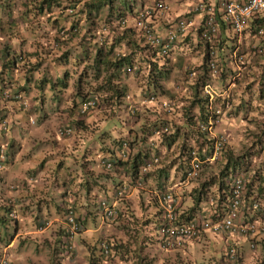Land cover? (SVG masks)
<instances>
[{
    "label": "trees",
    "instance_id": "trees-1",
    "mask_svg": "<svg viewBox=\"0 0 264 264\" xmlns=\"http://www.w3.org/2000/svg\"><path fill=\"white\" fill-rule=\"evenodd\" d=\"M53 1L54 0H39L35 3V6L38 11H43L45 6L50 8ZM4 5L6 4L2 5L3 9ZM68 5L72 6L74 5V2H69ZM143 5L144 0H86L83 5L78 8V11L85 14L88 18L98 14L102 7L107 6L108 9L106 11V15L100 19V22L106 26L119 25L123 28L122 20H124L127 16H134V10L141 8ZM262 19L263 17L254 19L251 24L252 27ZM220 23L222 27L225 26L222 19H220ZM75 25L76 24H72V27H75ZM125 27L126 28L123 29L124 33L119 36L118 39L115 40L114 37L113 40L109 42L107 49L108 52L114 49L115 43L117 41H120L126 37V34H129V26ZM227 39L228 37L225 35L220 37L219 44L222 45V42L226 41ZM133 40L136 39L127 38L126 43L131 44L132 42L134 44ZM207 45L208 44H206V50L203 54V61H201L200 64L201 70L193 79L190 77L184 79V74L177 77V74L179 73L177 71L174 86L178 84L181 89L176 94L177 103L175 102L176 105L174 103L175 106H172V109L169 113L163 115V110L160 107L151 109L148 106H141L139 109L140 111H137L134 114V121H138L143 116L147 115V117H143L144 121H141L140 124L137 123V125L135 124L130 129H127V133L125 135L123 134V136L119 137L116 136L115 138L113 137L111 140H109L105 138V134L99 131L97 128H95L93 132H90V129L92 128H90V126L94 123L95 126L96 124L99 125V120L94 119L96 121H93V119H90L87 114H80L77 112L79 104L73 102L70 108L76 109L78 117H74L68 123V125H71L70 127L73 126L74 129L76 128V131L79 130V134L81 135H76L75 139H73L68 144L71 145L73 149H76L78 141H86L90 138H96V144L99 145L98 149L110 154V158L113 159L115 163L114 165L116 167H120V165L126 167L124 171L127 172L130 181H134L139 177V166L145 160V158L149 156L151 151L165 152L167 154L168 161L162 162L160 167L149 171L147 174L158 173L159 175H163L164 179L169 177L170 169L176 163V170L178 171V174H181L182 172L180 173L179 170H183L188 166L189 161L193 156V150L198 153L201 159H204L206 156L210 155L213 152L214 138L207 130L201 129V124L207 121L208 115L206 106L208 103V94L203 91V86L206 83L212 81L213 78H217L219 79L220 83L222 82L223 84V88L221 89H225L230 82L231 77H229V74L237 73L238 68L234 65H230L226 70L222 67H219V72L212 73L208 62L210 55ZM143 47L145 48V45ZM0 52V91L4 88L8 90L17 88V91H22L20 89H27L25 84L19 87L16 86L15 83L17 81H14V83L11 79L13 70L17 68L21 62L19 58L21 53H18L15 50H10L6 45L2 46ZM102 53L103 52L101 48L97 49L93 63L86 65V68H90V72L84 68L83 71L78 75L76 81L77 96L80 99L84 98L86 95L96 97L98 99L99 108L102 111H107L110 109L114 112L115 106L124 109L128 105L125 99L127 87L126 85L121 84V66L124 63L135 60L136 51L131 49L129 52L113 55L110 57V59H107ZM69 54L70 51H67L65 52L64 56H61L63 58L59 57V59L67 60ZM149 54H151V57L149 58V61L146 62V83L148 88L152 91H163V81L172 71L170 68L169 57H161V55L158 54L156 50H152L150 48ZM44 56H46V53ZM35 65L36 63H26V66L29 70L32 67H35ZM100 65H102V67ZM101 72H103V74H101ZM261 73V77L258 79L256 86H254L255 83L252 81L247 85L243 84L238 88L233 87V93H230L228 98L230 107L231 105H233V107L232 110L228 109L226 111V117L228 118L232 114H236V112L241 110L243 112L241 119L243 122L242 127L246 128H244V131H247V135L249 136L250 140H248L245 145L243 144L239 149H236L234 148L235 146L231 144V141L226 138V141H224V144L219 149L215 159L212 161L203 160L201 162V168L198 172V175L194 177L197 181V186H194V192L189 195L193 201L191 204L186 205L184 198L181 199L178 204V208L183 205H186V207L183 208V210H177L179 213L178 214L176 212L178 222H185V220H189L194 216L201 215L200 213L196 212L199 210L202 211L204 206L198 203L202 201L205 196H208L209 193L210 195H213L215 200L214 205L211 207H214V209L217 211V206L221 207L222 202L227 200L226 194L230 190V185L234 177L238 175L242 177L243 184L247 188V194H251L254 196V198L260 200L264 207V68ZM68 75V72H64L58 77V82L63 87H67L69 84ZM87 78H89V80L92 79V81L98 82L94 85V88H99L97 91H82V82ZM181 79L184 81L183 85L180 83ZM230 96H232V98L235 96L234 100L230 101ZM14 98L17 100L18 96L13 92V94L8 95V99L2 101L0 107V121L4 120L7 115H12L14 109L17 108ZM214 104L223 105L221 97L217 96L214 99ZM93 111L95 114H97L95 110ZM176 111H179L177 114H181V116L178 121H173L171 119V115L176 113ZM143 112L145 114H143ZM159 113L162 114V116ZM45 114V111L41 110L40 114L36 118L37 122H40L41 119L44 118ZM152 114L155 115L154 119L150 118ZM26 116H28L27 113H25V117ZM96 117L97 116H95V118ZM251 125H256V127H252ZM162 126H167V130H163L159 134V140H156L155 144L151 146L148 140L150 135L157 129L162 128ZM64 138V141H66L67 137ZM121 138H126L130 142L129 150L126 151L128 152V156L124 160L119 158L118 142H120ZM11 140L13 139L11 138ZM9 143L14 144L13 141H10ZM96 144L91 142L90 146L88 145V148L93 150L95 149ZM2 145L4 144L0 140V147ZM5 147L6 157L0 158V163L2 166H8L9 163L13 162L16 157V153H13L12 150H9L6 144ZM171 149L174 152V155L172 154ZM15 150L16 149H14V152ZM74 153L75 151L71 152L72 156L76 157ZM254 160H257V165H254ZM41 164H43L42 160L39 166L29 169V175L26 180H28L29 177L34 178L37 173L36 171L41 166ZM62 164L63 160L59 159L56 161L55 166L59 168L62 166ZM83 164L84 163H80L81 166ZM56 173L58 172L56 171ZM56 173L53 174L56 175ZM85 175L86 176L84 177V180L81 182L78 181V183L84 188L83 195L86 199V207H84L85 213L82 214L81 209L77 211L78 215L76 216V221L79 227L81 229L88 227L86 224L88 223L89 217L94 220V225L96 226L101 219H103L105 223H109L111 226V228L107 229L101 236L94 238V240H92L93 242L84 241L80 253L84 252L87 253V255L89 253L87 264H132L131 261L133 260L136 262V264H205L202 261L195 262L187 259L184 260L178 251H175L176 256H174V253L173 255L169 254L168 252L163 253L162 249L148 246V243L145 241V239L150 240L151 238H155L157 236L156 231L155 233L149 234L145 232V228H147L146 226L149 222L148 217H150V215H146L144 217V213L151 211L152 207L150 206L154 205V202H156V198L152 195L149 197L150 199H148L146 203L144 200H142V202H144L143 212L138 218L134 216L135 214L131 209L133 201L131 202L129 196L120 200L123 211L117 212L110 216H99L98 212L92 209V206L88 201V195H91V189L98 188L100 189L99 191L106 195V197H112V195H114V189L113 187L109 188L107 180L108 178H113L114 176L108 172L106 175L100 176V178L96 180L95 176L92 174H87L85 172ZM59 176L60 175L58 173L55 178L53 177V181H46V185L52 186L53 184L57 183L58 187L59 184L63 185L64 181H60ZM160 183H163V179H160ZM64 186H66V184H64ZM50 189L51 187L48 189L49 192L51 191ZM52 190L56 191L55 187L52 188ZM80 191L81 190H71V193L77 198V193H80ZM68 192L69 191L66 189L60 190L62 196ZM61 200L66 202L64 197L61 198ZM35 201H37L38 205L36 218H39L36 220V222L37 224H41L43 223V219L40 218L41 206L39 204L42 203L40 199H35ZM91 201L95 204L93 195ZM249 202V199H246L242 206L244 207L245 214H248L249 218L252 219L253 211H249V209H251ZM76 203L77 200H75L74 204ZM0 206V227L5 228L4 235L1 238L5 239L2 241V243L7 244L13 238L16 228L15 231L11 228V222L8 221L6 214V212L12 207L9 206L10 208H8V206L5 204H0ZM78 206L79 205L75 206V209ZM45 207L48 206L46 205ZM28 208L30 207L28 206ZM258 211L260 210L255 209V212ZM206 212L201 213L203 214ZM61 216H63V214ZM142 217L143 219H141ZM97 219L98 222L96 223ZM139 219H141L140 223H138ZM9 228H11V231H8ZM144 232L146 235H143ZM32 236L33 235H27L25 237L32 239ZM64 240H68V237L67 231L65 232L63 230V232L57 235V238L47 241V245L52 250L53 259L51 264H61V260L59 259L61 258L62 251L68 248ZM103 240L110 247V254L108 255L103 254V249L100 246V242ZM80 241L83 242V240ZM258 242L259 245L264 248V240H260ZM257 244L258 243H256V245ZM262 258L263 259L259 264H264V249ZM238 260H241V254L238 255Z\"/></svg>",
    "mask_w": 264,
    "mask_h": 264
},
{
    "label": "rangeland",
    "instance_id": "rangeland-1",
    "mask_svg": "<svg viewBox=\"0 0 264 264\" xmlns=\"http://www.w3.org/2000/svg\"><path fill=\"white\" fill-rule=\"evenodd\" d=\"M39 0H0V49L3 45H6L10 50H15L18 53H21L23 55L22 61L19 63L17 68H15L12 72L11 79L13 82L17 81L15 83L16 86H21L25 84L27 86V89H20L24 94L23 97L27 100V104L25 105L24 109L20 106L18 102H16L17 110L19 114L25 113H31L33 116V119L38 117L41 110H44L45 113H49L50 117L51 115H59V122L63 123L65 118H69V121H71L74 117H78L76 113V109H71V104L73 102L78 103L80 98L77 96V89H76V81L78 75L83 71L84 68H86V65H90L93 63L94 56L96 54L97 49H102V54L107 58L110 59L111 56H113L116 51H121L122 53L129 52L131 47H134V44L136 48H139V51L142 49L139 42H137V39L141 42V40L138 38L139 36L136 35L135 30H132V32H129V34H126V37L121 39L120 41H117L115 43V47L112 51L108 52V45L109 42L113 40L115 37V40L118 39L119 36H121L124 33V26L123 28L119 25L115 26H108L107 29H103L104 24L100 22V19H102L106 15L107 6L102 7L99 10V13L94 15L93 17H88L80 13L78 11V8L83 5V3L86 0H54L51 4V7L48 8L47 6L44 7L43 11H38V9L35 6V3ZM190 0H168L169 4L172 6L176 3L185 2ZM74 2L75 10L74 12H69L68 9H66L68 6V3ZM153 2V0H144V4H148ZM4 5V9L2 8V5ZM59 4V5H58ZM181 4V3H180ZM186 4V2H185ZM138 7V6H137ZM136 7V8H137ZM200 16V15H199ZM131 19V18H130ZM128 23H130V20L128 19ZM72 24H76L75 26L78 27V30L67 37L63 38L61 37V31L64 29H67L71 27ZM194 44L197 43L198 37L197 36H190ZM135 38L136 40H133L134 44L131 42V44L126 43V39ZM222 45H219V58L222 63V68L227 69L230 65H234L237 68L240 69V74L238 75L239 78L234 80L232 85H229L226 90V92L233 93V87L238 88L241 85L245 84L247 85L249 82L254 81L255 85H257L258 79H260V75L262 74V70L264 68V52L255 55L252 52V46L254 42V38L252 36L251 39L247 43H244L241 37V40L239 42V49L242 53L245 55L244 62H237L235 61L234 57L232 56V49H231V41L225 42ZM142 43V42H141ZM128 44V45H127ZM199 51H195L197 48L192 49L183 47L182 49H174V51H178L179 54L176 56V60L173 59V50L170 53L169 63L172 68V71L167 76V78L163 81V91H160L159 95L162 99H171L174 102L177 103V91L174 90V84L176 79V74L178 69H180L177 74V77L181 76L182 74H186V69H192L198 73L201 70L200 64H201V54L203 45L200 43ZM82 47V51L79 52V47ZM70 51V54L68 55V59H59L62 55L64 56L65 52ZM139 51H137V56L142 57L143 60L138 59L140 63V67L137 71L129 73V74H121V84L126 85L128 95L125 97L127 103H134L137 104L139 107V102L143 103L141 106L145 107V103L142 101V97L144 95L142 87L145 85V78H146V72L147 67L144 65L146 62L147 57L145 55H138ZM1 53V52H0ZM42 54L46 53V56H42ZM252 56V58H251ZM39 57H42L39 59ZM175 57V56H174ZM63 58V57H61ZM179 59V60H178ZM142 61V63L140 62ZM177 61V62H176ZM36 63L35 67H32L30 70L26 66V63ZM0 63H1V54H0ZM25 63V64H24ZM45 63V64H44ZM102 67V65H100ZM254 66L255 68H253ZM105 67V65H104ZM103 67V68H104ZM88 72H90V68H86ZM31 71V73H30ZM103 71V70H102ZM248 71V72H247ZM64 72H68V86L63 87L58 82L59 75H62ZM103 74V72H101ZM88 81V82H87ZM98 83L96 81L89 80L87 78L86 80H83L82 91L86 90H95L98 89L94 88V85ZM212 90L215 92H222V82L220 83L219 79L213 78L212 81H210ZM42 84V86H41ZM49 86L47 89L46 86ZM38 89V90H37ZM220 90V91H219ZM221 98L223 96H220ZM234 97L230 96L231 100H234ZM140 99V100H139ZM57 100V101H56ZM264 100V98H263ZM55 101L54 109H52V103ZM0 107H1V101H0ZM35 107H39L35 109ZM58 107V108H56ZM61 107V108H59ZM149 108L155 109L153 105H148ZM233 105L229 107L232 110ZM96 111V110H95ZM97 114L92 110L88 112L87 116L93 121H96L94 119L99 120L100 125H96L95 123L90 126V132H93L95 128H97L99 131L103 132L105 134V138L111 140L115 134H123L126 132V128L133 127L137 123H141L143 120V117H147V115L143 116L140 120L134 121L133 118H127L128 114L126 111H122L120 109V114L123 117H126L124 119H121L119 115L117 116V113L119 111V107H114V112L110 109L107 111L97 110ZM179 111H176V113L171 115V119L173 121H178L181 114H177ZM152 113V112H151ZM143 114H145L143 112ZM160 114V113H159ZM242 114L243 112L240 110L239 112H236V114H232L230 117L225 118V126H216L215 131H218L219 129L223 128L231 133V144L235 146L234 148H240L242 145L250 140L249 136L247 135V131H244V128L242 127ZM100 115V118H95V116ZM162 116V114H160ZM159 117V115H158ZM45 118V117H44ZM104 120H101L103 119ZM151 119L155 118V115H151ZM11 119V114L8 115L7 120H9V123ZM146 121V120H145ZM135 122V123H134ZM37 123V120L36 122ZM57 123V124H58ZM134 123V124H133ZM133 124V125H132ZM246 125V124H245ZM52 126V125H51ZM54 126V125H53ZM50 127V132L54 131L55 127ZM121 127V130H117V127ZM252 127H256V125H251ZM36 127H39L36 125ZM135 129V128H134ZM246 129V128H245ZM224 131V132H227ZM11 130L7 133H0V140L2 142H5V140L9 139L11 136ZM80 132L79 130L76 131L73 134V139H75V136L78 135ZM72 136V135H71ZM69 136L68 138H70ZM53 137H56L55 133L53 134ZM67 138V139H68ZM17 139V138H16ZM55 142L60 143L65 140L63 137H58L57 139L53 138ZM89 139V138H88ZM96 139V138H95ZM94 138H90L86 141H78L76 149H73L75 151L74 156H72V159L75 163H77V160H81V157L79 159L78 156H81L88 150V145L90 146L91 142L97 143V140ZM21 143V140H20ZM97 145V144H96ZM28 146L26 141H24L23 144L19 145V148L21 149V152L16 154V170H14V167L10 171V177H16L14 174L18 172H22L24 175H27V171H29L30 168L37 167L40 165L41 160L44 162V168L46 169L45 172L40 174L38 178V183L42 182L44 175L46 177L53 176L54 178L57 176L56 173L57 167L54 166L52 163L49 164V161H46L45 155L50 153L47 150H43L40 154L38 153H26L25 148ZM46 146V145H45ZM99 146V145H98ZM176 147V146H175ZM79 148V149H78ZM104 149V148H103ZM172 154L174 155V152L171 149ZM24 156V157H22ZM29 156V157H28ZM71 156V155H69ZM25 158H28L27 160ZM168 161L167 154L164 153L162 162ZM257 160H254V165H257ZM80 162V161H79ZM161 162V163H162ZM177 165V164H176ZM67 172L69 169V166H65ZM56 169V171H55ZM117 171L123 170V167L121 168L116 167ZM177 169V167H176ZM52 170V171H51ZM175 170V167H174ZM99 173H101V169L99 168ZM112 175V174H111ZM60 177V176H59ZM61 177L59 180L61 181ZM79 180V179H78ZM82 180V178L80 179ZM12 181V180H10ZM195 183L197 182L196 179L193 180ZM10 182L9 184H11ZM21 183V181H20ZM20 185V184H19ZM144 186V185H143ZM132 188V210L135 214V217L141 216L143 212V206L145 201V193L148 192V185H145L143 188ZM148 186V187H147ZM21 188V186H20ZM18 189L15 193L22 197V194L20 191L21 189ZM96 199V196L93 197ZM33 199V198H32ZM36 199V197H34ZM33 199V200H34ZM131 201V202H132ZM1 202V201H0ZM142 202V203H141ZM36 203V202H35ZM124 207V206H123ZM81 207H76V211L80 210ZM123 211V208L121 209ZM29 211H25L24 214H28ZM23 213L20 214V218L23 221L25 219ZM24 216V218H23ZM143 219V217L141 218ZM138 220V223H140V220ZM146 219V218H145ZM98 222V219L96 223ZM29 224H32V220H29L27 224H23L19 232L15 233L14 238H12L11 242L7 245L8 253L11 258L16 259V264H51L52 263V250L49 248V246L46 245L44 242L45 235H48L49 233L52 234L54 232V229H51L48 232L44 233H35V234H28L31 230V226ZM94 220L89 217L88 223L86 224L89 226V229L87 230V233H92L94 236H99V231L96 229V225H94ZM108 224V223H107ZM57 226L55 225L54 228ZM12 228V227H11ZM11 228L8 229V231H11ZM107 229L111 228L110 225L106 226ZM104 229L103 226L101 227V230ZM106 229V230H107ZM49 234V235H50ZM27 235H33L32 239H28L25 236ZM37 238V239H34ZM222 237L219 236H213L211 235L208 237L207 235L199 242L191 243L189 244L185 249H180L178 251L181 254L182 259L184 260H192V261H202L203 263L207 264H259L260 258L262 257L260 253H258V250L255 251V249L252 251L249 247V242H245L242 240L243 249H244V255L243 259L236 260V261H228L222 259V248L224 247V243H221ZM13 242V245L11 246V243ZM1 252V251H0ZM172 255L174 253V256H176V252L171 251ZM63 261H65L68 264L69 257L68 256H62ZM132 264H136V262L133 260L131 261Z\"/></svg>",
    "mask_w": 264,
    "mask_h": 264
},
{
    "label": "built area",
    "instance_id": "built-area-1",
    "mask_svg": "<svg viewBox=\"0 0 264 264\" xmlns=\"http://www.w3.org/2000/svg\"><path fill=\"white\" fill-rule=\"evenodd\" d=\"M218 6L220 7L221 18L225 24V27L234 35L237 39L240 37L244 27L247 25L249 19L254 16L259 10L264 7V0H218ZM71 10V9H70ZM169 10V5L165 0H156L150 5H146L137 11V14L133 17L132 27L135 28L138 36L142 39V43L145 44L147 55H149V48L156 50L158 54L165 57L169 54L170 49L173 47V43L179 34L184 33L190 26L199 27L198 31L204 41L209 42V67L211 72H218V62L216 57V48L213 43H217L220 36V26L217 19L215 5L208 0H193L192 10L196 12H202L204 17L196 25V22L187 15L177 16L174 20L170 19V26L162 33L155 32L153 28V20L159 16H165ZM123 22V21H122ZM125 22V20H124ZM106 29V27H104ZM77 31L76 27H70L61 31V37H66L71 33ZM258 37H264V22L258 24L256 31ZM240 42V39L237 40ZM264 51V45H254L253 54H260ZM119 52L117 51L116 54ZM233 57L237 62H244L245 55L239 50V44L232 51ZM139 64L134 61L131 63H125L121 66L123 73H130L136 70ZM193 71H189L188 75H193ZM204 91L208 93V103L206 104L208 115L207 121L201 124L202 130H207L214 138L213 152L201 159L196 152L193 151V156L189 161L186 168L185 178L186 181L191 177L198 174L201 168V162L203 160H213L216 158L219 149L226 141L225 133H217L214 127L221 123L222 117L225 111L228 110L229 102L227 99H222L223 105L214 104V99L217 96H223V92H215L212 90L209 83L204 85ZM5 95H8L6 90L3 91ZM226 96V95H225ZM143 101L152 104H159L164 110L169 111L171 109L170 100H158V96L155 92L149 91L143 97ZM97 101L94 97L88 96L84 99L80 106V111L83 112L91 107H95ZM57 133L59 135H69L72 133V127L60 125L57 127ZM167 130V126H162L160 131ZM150 145L155 144V140L149 141ZM128 142L124 141L119 149V156L121 158L126 157L128 151ZM161 155L156 151H151L149 156L139 166V177L136 179L134 186H141V177L144 173L149 171L160 163ZM100 165L109 170L113 167V162L108 159H101ZM245 185L243 184L242 177L240 175L234 177L230 190L227 192V200L222 202L220 209L217 207V211L212 209L211 211L206 208L203 209L204 215L194 216L185 222H178L176 216V201L169 190H163L158 192L159 202L162 206V220L158 223L159 244L164 250L176 249L184 246L187 242L199 238L207 230L214 232L229 231L233 234L246 236L248 234H254L258 231L259 226L254 220H245L242 217V204L245 202ZM125 189V185L116 189V195L121 196ZM210 203L214 204V197H209ZM227 206H226V205ZM255 208L258 206V201L254 199L250 205ZM101 207L103 213L110 216L116 212L115 203L108 204L106 200H101ZM68 222L70 223V234L76 230L75 214L72 208H68ZM264 231V224L261 226ZM253 245V244H251ZM71 248L72 245L70 244ZM101 248L104 253L109 252L108 244L105 241L101 242ZM237 248L232 245L226 250V255L229 258L236 256ZM2 264H6L3 260Z\"/></svg>",
    "mask_w": 264,
    "mask_h": 264
},
{
    "label": "clouds",
    "instance_id": "clouds-1",
    "mask_svg": "<svg viewBox=\"0 0 264 264\" xmlns=\"http://www.w3.org/2000/svg\"><path fill=\"white\" fill-rule=\"evenodd\" d=\"M154 1H156V0H153V2ZM165 1H167V3H168V5H169V10L171 9V5L169 4V2H168V0H165ZM210 3H212L213 5H215V8H216V14H217V19H218V22H219V26H220V36H219V38H218V41H217V43H213V46L216 48V57H217V62H218V72H219V67H222V63H221V61H220V58H219V50H220V48H219V42H220V37H222L223 36V34H225V36H227L228 37V39L225 41V42H227L228 43V41H231V49H232V51H233V49L236 47V44L238 43L239 44V42L237 41L238 39H240L241 40V35H240V37L237 39L234 35H232L231 33H230V31L227 29V34L224 32V28H225V26L224 27H222V25H221V23H220V19H222L221 18V13H222V11L220 10V7L218 6V0H208ZM153 2H151V3H148V4H144L141 8H143L144 6H146V5H150V4H152ZM189 5L190 6H188L187 7V9L185 10V11H183V12H181V13H179V15L178 16H182V15H187V16H189V17H191L195 22H196V25H199V23L201 22V20L203 19V17H204V15H203V13L202 12H196V11H194V10H192V3H193V0H190L189 1ZM141 8H138V9H136V10H134L135 11V14H134V16L137 14V11L139 10V9H141ZM66 9H68V11L69 12H74V10H75V7H74V5H70V6H68ZM71 9V10H70ZM169 10H168V12L167 13H169ZM262 10V9H261ZM261 10H259L254 16H252L250 19H249V21H248V23H247V25L244 27V29L247 27L249 30H250V33L251 34H253V38H255V36L256 37H258L257 35H256V33H255V31H256V28H257V26H258V24H260L261 22H264V17H263V19L261 20V21H259L255 26H253L252 27V25H250V22H253V20L254 19H259L260 18V16H258V13H260L261 12ZM167 13L165 14V16H167ZM196 13H200L201 14V19H197V20H195L192 16H193V14H196ZM220 14V15H219ZM133 15H130V16H127L124 20H125V22H124V20H122L123 22H122V24H123V26H124V28H125V26H129V29H128V31L129 32H132V30H135V28L134 27H132L131 25H132V22H133V17H134ZM160 18L161 17H164V16H159ZM131 18V19H130ZM157 18V17H156ZM155 18V19H156ZM174 18L176 19L177 17H173V18H171L172 20H174ZM262 18V17H261ZM128 19L130 20V23H128ZM224 23V22H223ZM250 25V26H249ZM169 26H170V23H169ZM71 27H72V25H71ZM74 27V26H73ZM76 28H77V30H78V27L77 26H75ZM104 27H106V29L108 28V26H106V25H104L103 26V29L105 30V28ZM200 27V26H199ZM199 27H193V26H190L189 27V29H187V31H185L184 33H182V34H179L178 35V37L176 38V40L174 41V43H173V47L170 49V51H169V54L167 55V56H165V57H169L170 56V53H171V51L173 50L174 51V49H177V45H179V43H181V42H179V40L180 39H182V37L184 36V35H186V34H188L189 33V31L190 30H193L194 31V37L195 36H197L198 37V40H197V43L196 44H194V42L192 41L191 43H189V42H187V41H185L184 42V44H181L180 46H179V48L180 49H182L183 47H185V48H192V49H194V48H197L195 51H199V47H200V44H199V42L200 43H202V45H203V49H202V54H201V61H203V54H204V52H205V50H206V44H208L207 45V49H209V46L211 45L209 42H207V41H204L203 39H202V37L200 36V33H199ZM70 28V27H69ZM153 28H154V26H153ZM244 29H243V31H244ZM242 31V32H243ZM76 32V31H75ZM156 32V31H155ZM135 33H136V35H138L137 34V32H136V30H135ZM157 33H159V32H157ZM72 34V33H71ZM242 34V33H241ZM70 35V34H69ZM67 37V36H66ZM190 37V36H189ZM230 37V38H229ZM63 38H65V37H63ZM140 40H141V42H142V39L140 38V37H138ZM260 38V37H259ZM262 39L264 38V37H261ZM185 39V38H184ZM188 39V37L186 38V40ZM137 42H139V44H140V46L142 47V51H141V53H139L138 55H145L146 57H147V59H146V62H148L149 61V58L151 57V54H149V55H147L146 53H147V51L148 50H146V45L145 44H143V43H141L138 39H137ZM222 43H224V42H222ZM145 45V48L143 47ZM254 45H257V44H252L251 46H252V49H253V46ZM260 45H264V43L262 44V43H260ZM131 48H133V50L134 51H136V57H135V60H133V61H131V62H134V61H136L138 64H139V67H140V63H139V61H138V59H140V60H143V58L142 57H138L137 56V51H139V49H140V47L139 48H136V46H135V44H134V47H131ZM179 49V50H180ZM240 50V49H239ZM209 51V50H208ZM117 52V51H116ZM119 53L118 54H114V55H119V54H121L122 52L121 51H118ZM264 52V51H263ZM262 52V53H263ZM261 54V53H260ZM256 56L257 55H259V54H255ZM22 56V57H21ZM232 56H233V54H232ZM162 57V56H161ZM19 58H20V61H22V59H23V55L21 54L20 56H19ZM170 58V57H169ZM131 62H128V63H131ZM141 63H142V61H140ZM146 62L144 63V65L146 66ZM125 64V63H124ZM139 67L136 69V70H134L133 72H135V71H137L138 69H139ZM147 67V66H146ZM201 67V66H200ZM170 68H171V66H170ZM172 69V68H171ZM186 74H185V77H184V79L185 78H191V79H193L196 75H197V73H196V71H194V70H190V69H186ZM189 71H193L194 72V74L193 75H188V73H189ZM240 69L238 68V72L237 73H230L229 74V77H231L230 78V82H229V84H228V86L229 85H232V83L234 82V80H236V79H238L239 78V74H240ZM200 72V71H199ZM122 74H124L125 75V73H123V72H121ZM130 73H132V72H130ZM126 74H129V73H126ZM180 83L183 85V83H184V81H183V79H181V81H180ZM210 85H211V83L210 82H208ZM207 84V83H206ZM228 86L225 88V89H227L228 88ZM212 88V87H211ZM181 89V87L178 85V84H176L175 86H174V90L175 91H179ZM225 89H223V90H221L222 92H223V97L221 98V99H224V98H226L227 100H228V98H229V95H230V93L229 92H226V90ZM4 90H6L7 92H8V95L9 94H13V92L15 93V94H17V96H18V99L16 100L15 98H14V100L16 101V102H18L19 104H20V106L24 109V107H25V105L27 104V100L23 97V95L22 94H24L22 91H17V88H13V89H11V90H8V89H2L1 91H0V101H1V103H2V101L3 100H6V99H8V95H5L4 94ZM142 90H143V93H144V95H143V97L145 96V94L147 93V92H149V91H152V90H150L149 88H148V85H147V83H146V78H145V85L142 87ZM203 91H204V86H203ZM220 91V90H219ZM153 92H155V91H153ZM205 92V91H204ZM156 93V95L158 96V100L159 101H161V100H170V102H171V109H172V106H175L176 105V103L173 101V100H171V99H162V98H160V95H159V93H160V91H157V92H155ZM206 93V92H205ZM208 94V93H207ZM128 95V92H127V94H126V96ZM226 95V96H225ZM88 96H91V95H86L84 98H81L80 100H79V102H78V111L77 112H79L80 114H88V112H90V111H92V110H96V112H98L97 110H101L100 108H99V105H98V99L96 98V97H94L95 99H96V101H97V104H96V106L95 107H91V108H89V109H87V110H85V111H83V112H81L80 111V106H81V103H82V101L84 100V99H86V97H88ZM125 96V97H126ZM91 97H93V96H91ZM143 97H142V101H143ZM220 97V96H219ZM140 100V99H139ZM100 102V101H99ZM145 104V106H148V105H153L154 106V108L156 109L157 107H160L162 110H163V115H165L166 113H169L170 112V110L169 111H166V110H164L159 104H152V103H147V102H145V101H143ZM228 102H229V100H228ZM174 103H175V105H174ZM143 103H141V102H139V105H140V107L137 105V104H134V103H128V105L124 108V109H122V111H126L127 112V114H128V117L127 118H133L134 119V117H135V112H137V111H140L139 109L141 108V105H142ZM224 106V105H223ZM229 107H230V103H229ZM227 108V109H230V108ZM16 109V108H15ZM14 109V110H15ZM120 109L121 108H119V111H118V113H117V116L119 115V117H121V119H124V118H126V117H123L121 114H120ZM227 111V110H226ZM226 111H225V114L223 115V117H222V120H221V123L220 124H218V125H216V126H222V125H224L225 126V118H226ZM27 114H30V113H27ZM12 116L13 115H11V119L10 120H12V121H10V123H9V120H7V117H8V115L6 116V118L4 119V120H1L0 121V133H7V132H9L10 130L12 131L11 132V137L9 138V139H7V140H5V142H2L4 145H2L1 147H0V158H4V157H6V147H5V144L7 145V147H8V149L9 150H12L13 151V153H16L17 152V148H19V145L20 144H22V140H23V136H24V133H25V128H27L26 126H24V125H21V128H19L18 129V132H19V134H17L16 133V131H15V129H14V125H13V119H12ZM98 118H100V115H98L97 116ZM126 118V119H127ZM102 120V119H101ZM103 120H104V118H103ZM125 120V119H124ZM35 122H36V118H35V120L33 119V116H32V114L31 115H28V117H27V120H26V123H27V125H33V124H35ZM70 122V121H69ZM69 122H63V123H58V124H55V129H54V133H55V135H56V137L58 138V137H69V136H71L72 138H73V134H74V132H75V129H74V127L72 126V133L71 134H69V135H59L58 133H57V127L58 126H60V125H65V126H71V125H68V123ZM135 123V122H134ZM133 123V124H134ZM132 124V125H133ZM97 125V124H96ZM100 125V124H99ZM131 126V125H130ZM130 126L129 127H127L126 128V132L125 133H123L124 135L127 133V129H130ZM215 126V127H216ZM215 127H214V130H215ZM122 129V126L120 127H117V130H121ZM160 129L161 128H159V129H157L155 132H153L151 135H150V137H149V141L151 140V139H153V140H159V134L161 133V131H160ZM123 130V129H122ZM225 131V129H223V128H221V129H219L218 131H215V132H217V133H225L226 134V136H227V138L231 141V133L229 132V131H227V132H224ZM14 132V135H12V133ZM53 133V134H54ZM123 134L121 135H119V134H115L114 135V138L116 137V136H123ZM17 135H19L20 137L19 138H17L16 136ZM70 137V138H71ZM11 138L13 139V140H11ZM17 138V139H16ZM20 140H21V143H20ZM10 141H13V143L14 144H12V143H9ZM124 141H127L128 142V149L127 150H129V146H130V142H129V140H127L126 138L124 139H122L121 138V140H120V142H118V146H119V149L121 148V146H122V143L124 142ZM24 143V142H23ZM10 144H11V146H10ZM14 149H16L15 150V152H14ZM96 149H98V145H96ZM99 150V149H98ZM99 151H101V150H99ZM194 151V150H193ZM88 152H89V154H92L93 153V150L92 149H90V148H88V150H86V152L83 154V155H81V156H77V158L76 159H79V157H81V160H77L78 162H77V165H78V167L79 166H81L80 165V163H84L86 166H87V169H91V167L89 166V164H91V163H94L95 162V160H92V159H89V158H86L85 159V157H88ZM194 152H196V151H194ZM127 153V152H126ZM160 155H161V159H160V163L158 164V165H156L155 167H153V168H151L149 171H152V170H155V168H158V167H160L161 166V162H162V158H163V155H164V153L165 152H163V151H160V152H158ZM196 154L198 155V153L196 152ZM87 155V156H86ZM127 156L128 155H126V157H124V158H121L120 156H119V158L121 159V160H124V159H126L127 158ZM199 156V155H198ZM111 156H110V154H108V153H106V152H104V151H102L101 152V155H100V157H99V159H98V161L96 162L97 163V165L99 166L98 167V169L100 168L102 171H101V173H102V175H100V176H104V175H106V173H111L115 178H111V179H108L107 181H108V184L110 183V187L109 188H112L113 187V189H114V191H113V193H114V195H112V197H106V195L104 194V193H102L101 191H99L98 189H91V195H88V201H89V203L91 204V206H92V209H94V210H96L97 212H98V214H99V216H108V215H106V214H104L103 213V209H102V207H101V200H106L107 202H108V204H112V203H115V206H116V212L115 213H117V212H121L122 210V204H120V200L122 199V198H125V197H128V195L129 194H131V192L133 193V191H132V188L134 187L135 189L136 188H139V187H142L143 185V188L145 187V185H148L147 187H148V195H149V197L152 195V196H154L155 198H156V202H154V205H152V206H150V207H152L151 208V215H150V217H148V219H149V222L147 223V228H145L146 230H145V232L146 233H155V231L157 232V236L155 237V238H152V239H145V241L148 243V246H150V247H153V248H158V249H162V252L164 253H166V252H170V253H172L171 251H180V249H185L189 244H191V243H196V242H199V241H201L202 239H204V237L207 235L208 237H210L211 235H213V236H219V237H222V239H221V243H224V247L222 248V259H224V260H228V261H236V260H238V255L239 254H241V259H243V255H244V249H243V244L241 243L242 242V240L243 241H245V242H249V247H250V250H254L255 249V251L256 250H258V253H260L261 254V256L263 257V249L264 248H262L260 245H259V242L258 241H260V240H264V231L261 229V226L264 224V207H263V203L260 201V200H258V199H256V198H254V196L253 195H251V194H247V188L246 187H244L245 188V201H246V199H249V204L251 205V203H252V201L254 200V199H256L257 201H258V206L257 207H255V208H253V207H250L251 209H249V211L250 210H252L253 212V218L251 219V218H249V216H248V214H245V210H244V207L242 206V217H243V219H245V220H254L257 224H258V226H259V229H258V231L256 232V233H254V234H248V235H246V236H243V235H237V234H233V233H231V232H229V231H220V232H214V231H211V230H207L206 232H204L199 238H197V239H195V240H192V241H189V242H187L184 246H182V247H180V248H176V249H171V250H164L161 246H160V244H159V234H158V231H157V229H158V223L160 222V220H162V206H161V204H160V202H159V198H158V192H160V191H163V190H169L171 193H172V195H173V197H174V199H175V201H176V207H175V211L178 213V209H179V211H180V208L181 207H184V206H181V207H179L178 208V204H179V202L181 201V199L182 198H184V197H188V198H191V197H189V196H187L184 192L183 193H181L180 191L179 192H175L176 190L174 189V188H171V187H169V185L170 184H178V186H183V185H189V184H191V183H193L194 181V177H196V176H194V177H191L190 179H188L187 181H186V178H185V174H186V168L188 167H186L185 169H180L179 170V172L181 173V174H178V171L176 170V167H177V163L175 164V165H173L172 167H171V169H170V174H169V177L167 178V179H164V177H163V175H159L158 173H157V177H158V182H155L154 184H152V182L150 181V182H148V180H149V178L151 177V176H153V175H155V173H151V174H147L149 171H147L146 173H144L143 175H142V177H141V180L143 181L142 182V185L141 186H134L135 185V182H136V180H134V181H130V179H129V177H128V174H127V172L126 171H124L125 170V168L126 167H124V166H122L123 167V170L119 173L115 168H116V166L114 165L115 163H114V161H113V159L112 158H110ZM101 159H108V160H110V161H112L113 162V167L111 168V169H109V170H107V169H105V168H103L101 165H100V160ZM80 161V162H79ZM208 161H212V160H208ZM14 162V161H13ZM12 163V162H11ZM11 163H9V165L11 164ZM74 163V162H73ZM95 163V164H96ZM83 164V165H84ZM4 167H6V166H2V164L0 163V204H5L6 206H8V208H10L9 206H11L12 208L11 209H9L7 212H6V214H7V218H8V221H10L11 223V227H12V229H14V231H15V228H16V231H15V233H20L19 231L20 230H22L21 229V227H22V225L23 224H21L23 221H21V218H20V214L21 213H23L24 214V212L26 211V207H28L27 205H23V204H20L19 202V195L18 194H16L15 192L19 189V187H18V185H17V183H15V182H12L11 184H7L6 185V182H2V180H4V178H5V176H4V174H3V172H2V169L4 168ZM57 167V166H56ZM174 167H175V170H174ZM118 168H121V165H120V167H118ZM58 169L59 168H57V171H58ZM139 169H140V167H139ZM92 170V169H91ZM55 171H56V169H55ZM29 172V171H28ZM28 172H27V175H25V178L27 179V177H28ZM184 172V173H183ZM121 173H123V175H121ZM147 174V175H146ZM181 175H182V178H181ZM60 178V177H59ZM61 180L62 181H64L65 180V178H63L62 176H61ZM176 178V179H175ZM29 179H31L30 177L28 178V180ZM160 179H163V183H160ZM111 181V182H110ZM61 183V182H60ZM2 185L3 186H5V188L4 189H2ZM125 185V189H124V191H123V194L121 195V196H117L116 195V189L117 188H119V187H122V186H124ZM93 186V185H92ZM195 186H197V184L195 185ZM51 190V189H50ZM64 190V189H63ZM93 190V191H92ZM4 191V192H3ZM2 192H3V194H2ZM43 193V192H42ZM51 193H52V190L49 192V190H46L45 192H44V196H41V197H38L37 198V200H42V198H44V197H51ZM61 194V193H60ZM92 195H93V197H95L96 196V199H94L93 198V200L95 201V204L91 201V198H92ZM211 195H210V193L208 194V196H205V198L202 200V201H200L198 204H202L203 206H204V208H206V209H208V211L210 210H212V209H214V207L212 208L211 206H213L214 204H212V203H210V201H209V197H210ZM213 196V195H212ZM148 199H150V198H147V200ZM35 200V199H34ZM184 200H185V198H184ZM192 199H191V203H192ZM36 203H37V201H35ZM85 204H86V201L84 202L83 201V199H81V200H79V199H77V203L76 204H74V202H73V200H67V202H63L61 199H55V205H57V206H59L61 209H57V211H56V213H59L60 214V216H59V219L61 220V221H59V220H57V222H55V220L53 221V222H51V218H46V219H43V223H41V224H37V222H36V220H38V218H36V214L33 216V219H32V223H33V226H32V224H29L30 226H31V230L30 231H28L29 233L28 234H35V233H44V232H48L49 230H50V227H51V229H53V227H55V225L57 226L56 228H54V232H55V234L56 235H59V233H61V232H63V230L66 232L67 231V237H68V240H64V242L67 244V249L65 250H63L62 251V255H61V258L59 259V260H61L60 262H61V264H67L65 261H63V258H62V256H68L69 257V260H68V264H70V262L73 260V259H75V257H77V256H80V254L81 253H78V251H77V248H76V238H77V235L80 233V232H82L85 228H83V229H81L80 227H79V225H78V223H77V215H78V213H77V211H76V209H75V206H77V205H79L80 207H81V212L82 211H84V207H86L85 206ZM186 205H187V203H186ZM1 207V206H0ZM219 209H220V207L219 206H217ZM68 208H72L73 209V212H74V214H75V221H76V230H75V232L72 234V236H71V234H70V223L68 222ZM30 209V211H31V208H29ZM255 209L257 210H260V211H258V212H255ZM215 210V209H214ZM0 211H1V209H0ZM29 211V212H30ZM33 211V210H32ZM201 212H203V210L202 211H198V212H196V213H200L201 215H202V213ZM4 213H5V211H4ZM83 213V212H82ZM114 213V214H115ZM63 214V216H61ZM113 214V215H114ZM179 214V213H178ZM256 214V215H255ZM201 215H199V216H201ZM203 215H204V213H203ZM185 221H187V220H185ZM109 225V223L107 224V223H105L104 222V220L103 219H101L99 222H98V225L95 227L96 229H98V231H99V236H101L105 231H106V226H108ZM103 226V228L104 229H102L101 230V227ZM4 232H5V228H3V227H0V264H2V261L3 260H5L6 261V264H16L15 263V261H16V259L14 260V258L12 259L11 258V256H9V253H8V249H7V245L9 244V243H7V244H3L2 243V241H4L5 239L4 238H1V237H3V235H4ZM143 233V235H146V233ZM50 234V233H49ZM49 234L48 235H45L46 237H44V242L43 243H46V245H47V241H49V240H53L54 238L53 237H51L50 238V236H49ZM98 236V237H99ZM228 236H230V237H233V238H235V240H233V241H228V239H227V237ZM15 236H13V238H14ZM96 238H97V236H96ZM1 239H3V240H1ZM12 240V239H11ZM104 241V240H103ZM257 241V242H256ZM11 242V241H10ZM102 242V241H101ZM101 242H100V246H101ZM256 243H258L257 245H256ZM72 245V247L70 248L69 247V245ZM251 244H253V245H251ZM232 245H234V246H236V248H237V251H236V256L234 257V258H229V257H227V255H226V250L228 249V247H230V246H232ZM48 246V245H47ZM108 247H109V245H108ZM75 254H76V256H75ZM103 254L105 255L106 253H104V251H103ZM108 254H110V247H109V252L106 254V255H108ZM88 256H89V253H88V255H87V260H88ZM260 258L259 260H260V262L262 261V259L263 258ZM53 259V258H52ZM82 260L84 261V259L82 258ZM205 264H207V263H205Z\"/></svg>",
    "mask_w": 264,
    "mask_h": 264
},
{
    "label": "crops",
    "instance_id": "crops-1",
    "mask_svg": "<svg viewBox=\"0 0 264 264\" xmlns=\"http://www.w3.org/2000/svg\"><path fill=\"white\" fill-rule=\"evenodd\" d=\"M185 2H186V4H185ZM185 2H180L181 4L176 3L173 6L171 4V9L169 10V13H167L166 17H161V18L157 17L156 19H154L153 20L154 30L156 32H159L160 34H162L169 27L170 22H168V21L173 17H177L179 15V13L185 11L187 9V7L190 6L189 5L190 3L188 1H185ZM258 16L264 17V7L262 8L261 12L258 13ZM192 17L195 20L201 19V14L196 13V14H193ZM251 24H252V22H250V25ZM224 32L227 34V28L226 27L224 28ZM224 35L225 34H223V36ZM189 36H192V38H193V36H194L193 30H190L188 34L184 35L182 37V39L179 40V42H181V43H179V45H177L178 50L180 49L179 46L181 44H184L185 41H187L189 43L192 42V39ZM252 36H253V34L250 33V30L247 27L244 29V31L241 34V37H242V40L244 43H247L249 41V39L252 38ZM187 37H188V39L186 40ZM260 43H262V44L264 43V38L262 39V38L255 36L253 44H260ZM82 49L83 48L80 46V48L78 49L79 52H81ZM141 51L142 50H140L139 53H141ZM177 54H179L178 51H173V55L175 56V57L173 56L174 60H176ZM41 55L44 56V54H42V53H41ZM41 58L42 57H39V59H41ZM251 58H252V56H251ZM252 67L255 68L254 66H252ZM179 70L180 69H178V71ZM46 87H47V89L49 88L48 85ZM53 105H55V101H53V103H52V109H54ZM36 108L39 109V107H35V109ZM56 108H58V107H56ZM59 108H61V107H59ZM16 111L17 110H14L12 112L13 125H14V129H15L16 133L19 134L18 129L21 128V125H24L27 127V128H25V133L23 136L22 144L24 141H26L28 146L24 149L25 152L23 154H26V153H32V154L38 153V154H40L41 152H43V150L46 151V153H47V150L49 149L48 152L50 153V155L48 153L45 155V158L47 157L46 161H49V164L52 163L55 166V163L57 160H59V159L63 160V164L60 167L58 166L59 169L57 172L59 173L60 177L62 176L63 178H65L64 184H66V186H64V184L63 185L59 184V187H58L57 186L58 183L53 184L52 186H47L46 181H50V180L53 181V176L44 177L45 175L43 177H41L43 179V181L41 183L40 182L38 183V179H40L38 177L40 176V174H44V173H42V169H43V172L46 171V169L43 166L44 162H43V164H41V166L36 171L37 173L34 176V178L26 180L25 175L22 172H18L16 174H14L16 177H13V179H12V177H10L11 176L10 171L13 167H14V170L17 169V168H15L16 164H17L16 159L10 165H8L2 169V172L5 176L4 180H2V182H6V185L10 182H15V183H17L19 188L21 186L20 191H22L21 192L22 197L21 198L19 197V201H20L19 203L23 204V205H27L31 208V211H30V209L28 207H26V211H30V212L28 214H24L25 219H23V222L21 224H27L29 222V220L33 219V216L38 211L37 210L38 205H37V203H35V200H33L34 197H36V199H37L38 197L44 196L43 194L46 190H48L50 187L52 190V188L55 187L56 191L52 190L51 197L47 196V197L42 198V200H41L42 204H39L41 206V210H40L41 211V217L40 218L41 219L51 218L50 219L51 222H53L54 220H55V222H57V220L61 221L59 219L60 214L56 213L57 209H61V208H59V206L55 205V199H61L64 197V199H66V202H67V200H70V199L73 200V202H75V200H77V199H80V200L83 199L84 202L86 201V199L84 198V195H83L84 188H83V186H81L78 183V181L81 182L82 180H84V177L86 176L85 172L87 174H92L93 176H95L96 180H98L100 178V175H102V173H99V171H98L99 166L97 165L96 162L98 161L102 151H99L95 147V149H93V153L89 154V152H88V157H85V159L89 158V159L95 160L94 163L89 164V166L91 167L92 170L87 169V166L85 164L78 167L77 163H75L72 159L71 152H73L74 150H71V149H73V147H71V145L68 144L72 141V137L68 138V139H66V141H62L60 143L53 141L54 140L53 138L57 139V137H53L54 132H50L49 129L53 125H54L53 127H55V124H57V122H59V118H60L59 115H56V116L51 115V117H50L49 113H46L44 115L45 118L41 119L40 122H37L33 125H27L26 120H27L28 116L25 117L24 114H23L24 115L23 116L21 113L19 114ZM28 115H31V113ZM66 121L69 122V118H65L64 122H66ZM36 125H38L39 127H36ZM12 135H14V132L12 133ZM79 135H81V134H79ZM16 137L19 138L20 136L17 135ZM20 152H21V149L17 148L16 154H18ZM69 155H71V156H69ZM22 157H24V156H22ZM25 159L27 160L28 158H25ZM65 166H69L68 172L65 169L66 168ZM80 170H82V171H80ZM118 172L120 173L121 171L119 170ZM53 173H54V171H53ZM58 173H56V174H58ZM79 173H81V174L78 175ZM82 174H84V175H82ZM121 175H123V173H121ZM81 178H82V180H80ZM111 178H108V179H111ZM113 178H115V177H113ZM10 180H12V181H10ZM20 181H21V183H20ZM103 181H104V178H103ZM150 181L152 182V184H154L155 182H158L157 173H155V175H153L149 178L148 182H150ZM67 184H70V185H67ZM196 184H197V182L196 183L193 182L189 185L178 186V184L175 183V184H170L169 187L174 188L176 190L175 191L176 193L180 191L181 193L184 192L187 196H189L190 194H192L194 192V186ZM109 187H110V183H109ZM4 188H5V186L2 185V189H4ZM63 189L64 190L66 189L69 192L62 196L60 194V190H63ZM71 190H76V191L81 190V191H80V193L79 192L77 193L78 196L76 198V196H74L71 193ZM98 190H100V189H98ZM3 192H2V194H3ZM128 196L132 201L133 200L132 199L133 198L132 192ZM147 198H149V195H148V193H145L144 199L146 201H147ZM184 198H185V200H184L185 204L186 203H187V205L191 204V198H188V197H184ZM120 204H122V203H120ZM46 205L48 207H45ZM185 207H186V205L184 207H181L180 210H183V208H185ZM82 212H83L82 214H84L85 210ZM146 215H151V211H147L146 213H144V217ZM24 216H23V218H24ZM53 229H54V227H53ZM88 229H89V226L85 227V229L77 235L75 245H76L78 253H80V250H82V245H83L84 241L93 242L92 240H94V238H96V236H94V234L87 233ZM49 236H50V238L51 237H53L54 239L57 238V235L55 234V232H53ZM227 239H228V241L235 240V238L230 237V236H228ZM80 240H83V242H81ZM12 245H13V242L11 243V246ZM168 253L172 254L170 252H168ZM75 256H76V254H75ZM82 258L84 259V261L82 260ZM70 264H87V253L82 252L80 254V256L75 257V259H73L70 262Z\"/></svg>",
    "mask_w": 264,
    "mask_h": 264
}]
</instances>
